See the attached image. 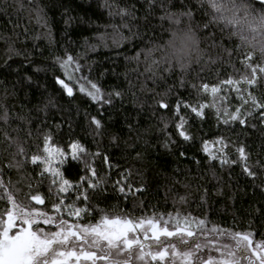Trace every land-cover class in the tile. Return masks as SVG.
I'll return each instance as SVG.
<instances>
[{"label": "trees", "instance_id": "obj_1", "mask_svg": "<svg viewBox=\"0 0 264 264\" xmlns=\"http://www.w3.org/2000/svg\"><path fill=\"white\" fill-rule=\"evenodd\" d=\"M167 5L168 0L163 5L161 0H0V105L8 110L7 122L0 120L2 178L6 184L12 182L13 191L19 189L17 198L24 203H28L29 184L33 194L40 192L48 197V179L40 183L39 168L30 162H24L19 169L6 166L16 149L14 145L9 147L4 133L16 138L26 150L27 156H17L16 160L30 161L36 145L43 144V134L51 132L54 143L66 151H70V142L79 141L90 152L99 148L109 155L110 171L102 158L95 160V166L107 177L109 186L108 199L98 201L99 207L112 214L126 212L138 217L154 211L165 215L190 213L224 228L253 230L259 240L264 234V123L256 117L244 126L225 125L217 121L212 107L204 109L203 119L190 108L181 106L179 115L175 111L178 99L192 105L212 104L214 98L200 91L201 85H216L229 76L237 77L244 71L240 58L236 52L229 57L223 48L202 42L205 55L188 71L183 87L176 76L154 82L152 74L145 72L150 63L145 60V52L168 39L167 30L172 25L161 20ZM37 6L44 9L46 27L36 20ZM120 8L128 10L123 18L109 15ZM178 8L179 0H174L170 10ZM201 19L195 17L194 28ZM112 25L125 39L118 47L111 40L108 47L99 45L97 36L105 31L111 33ZM198 34L203 40L204 34ZM217 35L219 44V32ZM236 43L225 34L224 47L232 49ZM10 47L19 55L10 52ZM66 52L83 66L71 81L55 61ZM137 53L139 59H133ZM158 56L153 53L154 58ZM259 59L257 53L256 62ZM67 72L71 73L72 68ZM57 77L73 88L72 97L56 83ZM89 81L97 83L106 95L119 91L121 96L113 95L112 103L101 107L80 91L81 86L90 89ZM220 96L226 97L223 104L229 110L240 103L235 92H222L215 103H222ZM159 101L169 107L160 108ZM181 116L187 121L185 129L191 134L190 141L178 135ZM92 117L101 121V128L91 123ZM218 137L228 143L226 151L231 160H238L236 147H246L248 163L257 173L255 178L245 175L240 163L221 166L219 160L209 162L202 150L203 142ZM214 147L213 152L220 145ZM180 152L185 156L181 157ZM82 168L83 164L70 160L65 165V175L77 181ZM127 169L131 170L132 182L144 185V191L125 201L111 186ZM180 197L185 200L182 202ZM5 207L0 201V211Z\"/></svg>", "mask_w": 264, "mask_h": 264}, {"label": "snow or ice", "instance_id": "obj_2", "mask_svg": "<svg viewBox=\"0 0 264 264\" xmlns=\"http://www.w3.org/2000/svg\"><path fill=\"white\" fill-rule=\"evenodd\" d=\"M32 2L33 0H29V3ZM173 3L174 0H168L161 20L166 19L172 25L167 30L168 38L172 35L173 28L184 27L192 35L198 36L201 56L195 64H200L203 59L206 50L201 47V43L206 42L211 47L223 48L229 57L236 52L244 69L237 77L229 76L216 85H201L200 91L210 93L214 98L212 104L192 105L178 99L175 108L177 115L183 106L203 119L204 109L212 107L216 109L217 121L225 125L239 123L244 126L256 117L264 123V92L261 91L264 89V0H179L178 10L171 11ZM161 4H164V0H161ZM34 11L37 22L46 27L44 9L37 6ZM115 14L123 18L128 10L120 8L118 13H109ZM196 16L202 19L194 28ZM198 33L204 34L203 40ZM225 34L229 41H237L232 49L223 45ZM124 39L116 25H112L111 33L105 31L97 36L99 45L104 47L109 46V40L113 46L118 47ZM166 41L146 50L145 60L150 63L145 72L152 74L154 82L176 76L179 85L183 87L185 76L194 63L183 64L168 59ZM9 51L19 55L11 47ZM153 53H159L158 58H154ZM257 53L260 57L258 62ZM139 55L137 53L133 59L138 60ZM55 61L65 70L69 81L83 67L77 58L67 52L63 57L57 56ZM69 67L72 68L71 73L67 72ZM56 83L62 86L69 97L73 96V88L64 79L57 77ZM89 83L90 89L86 90L81 86L80 91L101 107L104 104L110 105L113 95L121 96L119 91L106 95L97 83ZM229 91L235 92L240 101L232 110L224 106L225 96H220L221 104L215 103L219 94ZM257 92L261 94L257 95ZM158 103L162 109L169 107L165 101ZM0 108H3L0 120L7 122V108L2 105ZM91 123L97 129L102 127L101 121L96 117L91 118ZM186 123V119L181 116L177 124L178 135L184 141H190L192 137L185 129ZM4 137L8 140L9 147L14 145L16 149L11 153L12 159L6 166L19 169L24 162H30L39 168L38 175L42 178L40 183L44 178L48 179V197L40 192L33 194L29 184V192L26 194L28 203L19 200V189L13 191L14 185L10 180L5 183L2 178L3 169L0 168V201L7 205L0 211V264H264V234L257 240L253 230L224 228L207 218L194 217L190 213L165 215L154 211L151 215L142 214L137 217L126 212L112 214L99 207L98 201L108 199L109 186L107 177L97 171L95 160L102 158L109 171L112 167L109 155L102 153L99 148L90 152L79 141H73L67 146L70 151H66L54 143L51 132H46L43 134L42 146L36 145L37 151L31 155L30 161H19L16 160L17 156H27L25 148L7 132ZM210 144H219L220 147L213 152ZM228 146L223 137H218L211 142L204 141L202 150L209 162L219 160L221 166L240 163L243 173L255 178L257 173L248 163L249 153L246 147H236L238 160H231L226 151ZM180 156L184 157L185 153L180 152ZM70 160L83 164L82 174L77 181L65 175L64 168ZM256 166H261L259 161ZM131 175L130 169L121 172L120 178L111 186L112 191L125 201L144 191V185L136 186ZM180 200L183 202L185 197H180Z\"/></svg>", "mask_w": 264, "mask_h": 264}, {"label": "clouds", "instance_id": "obj_3", "mask_svg": "<svg viewBox=\"0 0 264 264\" xmlns=\"http://www.w3.org/2000/svg\"><path fill=\"white\" fill-rule=\"evenodd\" d=\"M198 40V36L192 35L187 27L173 28L172 35L166 41L167 58L183 64L195 63L201 56Z\"/></svg>", "mask_w": 264, "mask_h": 264}, {"label": "rangeland", "instance_id": "obj_4", "mask_svg": "<svg viewBox=\"0 0 264 264\" xmlns=\"http://www.w3.org/2000/svg\"><path fill=\"white\" fill-rule=\"evenodd\" d=\"M209 147H210V150H211V151H214L215 147H214L213 144H210Z\"/></svg>", "mask_w": 264, "mask_h": 264}]
</instances>
